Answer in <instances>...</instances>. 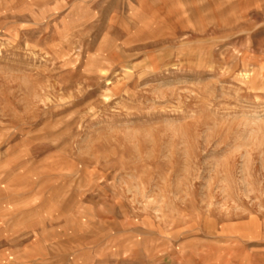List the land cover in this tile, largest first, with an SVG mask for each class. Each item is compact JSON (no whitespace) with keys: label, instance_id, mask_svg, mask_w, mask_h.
Here are the masks:
<instances>
[{"label":"rangeland","instance_id":"1","mask_svg":"<svg viewBox=\"0 0 264 264\" xmlns=\"http://www.w3.org/2000/svg\"><path fill=\"white\" fill-rule=\"evenodd\" d=\"M0 264H264V0H0Z\"/></svg>","mask_w":264,"mask_h":264},{"label":"crops","instance_id":"2","mask_svg":"<svg viewBox=\"0 0 264 264\" xmlns=\"http://www.w3.org/2000/svg\"><path fill=\"white\" fill-rule=\"evenodd\" d=\"M2 257V256H1Z\"/></svg>","mask_w":264,"mask_h":264}]
</instances>
